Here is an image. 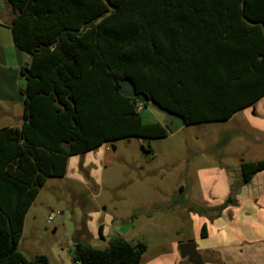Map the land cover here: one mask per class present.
<instances>
[{
    "label": "trees",
    "instance_id": "obj_1",
    "mask_svg": "<svg viewBox=\"0 0 264 264\" xmlns=\"http://www.w3.org/2000/svg\"><path fill=\"white\" fill-rule=\"evenodd\" d=\"M6 1L18 54L31 62L21 69L23 123L0 130V264H50L18 245L27 213L49 179L66 176L70 158L169 136L168 125L143 122L150 99L195 126L227 122L264 98V0ZM240 170L249 184L264 161ZM108 245L79 242L74 261L141 264L147 250L121 235Z\"/></svg>",
    "mask_w": 264,
    "mask_h": 264
},
{
    "label": "rangeland",
    "instance_id": "obj_2",
    "mask_svg": "<svg viewBox=\"0 0 264 264\" xmlns=\"http://www.w3.org/2000/svg\"><path fill=\"white\" fill-rule=\"evenodd\" d=\"M10 7L0 0V24L8 20ZM8 57L11 63L16 59L12 50ZM141 117L144 123L168 125L169 136L120 139L70 158L67 175L49 179L26 215L18 249L27 259L44 255L50 264H80L73 257L77 243L105 250L113 236L121 235L133 244L147 246L141 264H148L171 253L173 244L195 240L188 219L191 211L209 218L230 209L224 217L229 232L243 225L239 212L231 210L237 207L233 197H245L252 188L243 190L245 186L233 171L227 177L225 166L233 168L241 159L264 158V146L254 152L249 138L243 137L242 143V137L231 133L244 128L253 137L247 121L242 120L243 113L231 122L195 126L168 120L152 107L144 108ZM13 122L3 118L0 126ZM223 153L226 157L221 162ZM241 207L243 214L248 207L244 200ZM245 242L239 238L233 251L202 253V258L205 262L220 258L223 264H264V252L255 254L256 248ZM211 243L197 242L198 251ZM180 264L189 263L184 259Z\"/></svg>",
    "mask_w": 264,
    "mask_h": 264
},
{
    "label": "crops",
    "instance_id": "obj_3",
    "mask_svg": "<svg viewBox=\"0 0 264 264\" xmlns=\"http://www.w3.org/2000/svg\"><path fill=\"white\" fill-rule=\"evenodd\" d=\"M10 8H8V20L4 22V24H0V121L4 118L6 120H15V122L9 125L5 124L4 126H0V130L3 128L20 127L23 123V104L21 103V101H19V93L25 88L26 82L25 79L21 76V69L29 66L31 62V57L28 54H18V51L16 49L11 29L14 14L12 7ZM9 50H12L15 54L16 59L13 63L10 62L8 57ZM19 108L20 110H22L21 112L19 111ZM242 113V120L245 119L243 121H247V125L251 129L253 137H251V135L249 134H246V132L243 130L244 128L242 130H236L234 128L235 131H231V133L234 132V136L237 134V136L242 137V143L243 137L245 139L249 138L251 140L250 146L256 148L253 150L254 152L258 153L259 148H262L264 146V137L262 140L260 138L261 135L264 136V98L258 101L255 105L236 113L227 122L235 120ZM225 157L226 155L225 153H223L219 158V161L223 162ZM259 161H264V158L261 156H257L253 157L250 160L241 159L239 163H237L235 166H232L233 168L229 167L228 165L225 166L226 170L228 171L225 174L227 175V177H230V172L232 173L233 171L234 173L238 174V177L240 179L239 183L241 184V186H245L243 187V190L252 188L251 190H249V192L251 193H249L245 197L240 196L238 200L236 199V196L235 198L233 197V202L236 203L237 207L232 208L231 210L233 212H239L240 217H236L237 215L234 217L238 219L242 218L244 222L243 225L238 229L237 226L234 227L236 228V232H229V229L231 227L224 222V217L225 215H229V213L227 212L230 209H226L224 210V212L218 211L217 213H212L211 215H209V218L204 217L205 213L198 212L200 214L198 215L196 214V212L191 211V213L188 215V219L192 223L193 230L196 232V238L195 240L189 239L184 243L195 242L197 246V242L202 240L206 242H212L211 245H206L208 248L206 247L202 252H198L201 253V255L202 253L209 252H214L216 255H219L221 254V250L233 251L235 249L237 241H239L240 238L241 242L246 241L245 243L250 244V246L254 249L256 248L254 250L255 254L260 253L261 251L264 252V171L256 174L249 184H244L240 170L241 164L243 162ZM232 193L233 190H231V194ZM242 200H244L248 205L243 214L242 211L245 206L241 207ZM200 202H203V200H201ZM251 203H253V205ZM204 225L206 226L207 232L206 238L201 237V231ZM239 229L242 230L238 232L237 230ZM221 258H223V256ZM219 259L209 260V262H205L204 260L203 261L204 264H223L224 261H218ZM183 260L184 258L180 254L178 244H173V251L171 253L160 255L156 259L150 261L148 264H180Z\"/></svg>",
    "mask_w": 264,
    "mask_h": 264
},
{
    "label": "water",
    "instance_id": "obj_4",
    "mask_svg": "<svg viewBox=\"0 0 264 264\" xmlns=\"http://www.w3.org/2000/svg\"><path fill=\"white\" fill-rule=\"evenodd\" d=\"M121 91L123 94L131 96L136 91L135 84L129 79L125 78L121 82ZM150 107L155 111L162 113L168 120H179L182 125L186 126V122L180 115L171 113L170 111L163 108L160 104L150 99L148 101ZM179 251L181 256L187 260L189 264H204L202 255L198 252L195 242H186L179 245Z\"/></svg>",
    "mask_w": 264,
    "mask_h": 264
},
{
    "label": "built area",
    "instance_id": "obj_5",
    "mask_svg": "<svg viewBox=\"0 0 264 264\" xmlns=\"http://www.w3.org/2000/svg\"><path fill=\"white\" fill-rule=\"evenodd\" d=\"M142 110V107H139V111H141Z\"/></svg>",
    "mask_w": 264,
    "mask_h": 264
}]
</instances>
